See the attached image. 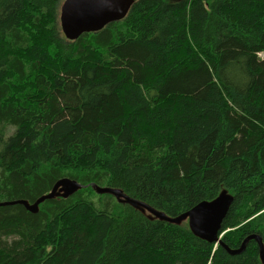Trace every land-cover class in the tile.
Segmentation results:
<instances>
[{"label":"trees","instance_id":"obj_1","mask_svg":"<svg viewBox=\"0 0 264 264\" xmlns=\"http://www.w3.org/2000/svg\"><path fill=\"white\" fill-rule=\"evenodd\" d=\"M62 0H0V264H262L176 216L225 190L220 235L264 245V0H135L67 40Z\"/></svg>","mask_w":264,"mask_h":264},{"label":"water","instance_id":"obj_2","mask_svg":"<svg viewBox=\"0 0 264 264\" xmlns=\"http://www.w3.org/2000/svg\"><path fill=\"white\" fill-rule=\"evenodd\" d=\"M134 1L62 0L59 5L58 14L61 33L67 40L73 41L83 33L99 31L105 25L123 19ZM82 187L84 185L78 183L76 180L62 177L55 181L49 192L37 197L32 203L25 199L4 200L0 201V206L21 204L27 210L36 212L38 204L42 201L54 196L67 197ZM91 187L98 194L109 193L119 202L128 203L142 212L147 211L152 216L170 223L179 224L187 220L189 229L195 236L210 243L223 245L229 254L242 252L245 249L246 243L252 239L258 245L259 258L261 263L264 264V245L259 234L251 233L247 235L237 248H229L221 240L219 233L221 223L233 201V196L225 190L221 191L211 200L199 201L190 209L176 216H169L134 197L126 195L119 188L96 184H91Z\"/></svg>","mask_w":264,"mask_h":264},{"label":"rangeland","instance_id":"obj_3","mask_svg":"<svg viewBox=\"0 0 264 264\" xmlns=\"http://www.w3.org/2000/svg\"><path fill=\"white\" fill-rule=\"evenodd\" d=\"M260 55H261V57H264V52H261Z\"/></svg>","mask_w":264,"mask_h":264}]
</instances>
